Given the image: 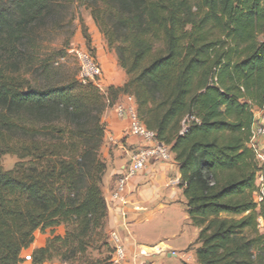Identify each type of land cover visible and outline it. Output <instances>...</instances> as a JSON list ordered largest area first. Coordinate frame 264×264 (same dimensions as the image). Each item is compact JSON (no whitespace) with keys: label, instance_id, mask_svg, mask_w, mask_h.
Wrapping results in <instances>:
<instances>
[{"label":"trees","instance_id":"trees-1","mask_svg":"<svg viewBox=\"0 0 264 264\" xmlns=\"http://www.w3.org/2000/svg\"><path fill=\"white\" fill-rule=\"evenodd\" d=\"M75 3L127 74L107 93L75 76L54 82L39 55L43 30L71 24L63 5ZM120 94L133 95L140 119L172 146L198 229L196 264H264L260 166L248 145L264 102V0H0V158L19 159L9 170L0 163V264H23L35 232L59 225L65 234L34 249L32 264L72 261L96 237L114 252L100 149L103 115Z\"/></svg>","mask_w":264,"mask_h":264},{"label":"crops","instance_id":"crops-1","mask_svg":"<svg viewBox=\"0 0 264 264\" xmlns=\"http://www.w3.org/2000/svg\"><path fill=\"white\" fill-rule=\"evenodd\" d=\"M92 20H87V25L93 38V47L103 62L104 85L107 90L110 86H122L127 80V74L119 65L117 54L107 52V43ZM119 103L137 109L133 95L120 94L114 106L108 107L103 115L105 136L101 157L106 163L102 188L108 208L104 228L107 241L114 250L122 247L131 257L138 256L140 259L143 258L139 255L145 254V250L153 245L164 243L171 249L182 245V263L179 264H196L195 241L181 239L185 220L189 221L188 216L184 217L183 222H177L174 218L177 210L186 208V197L180 186V166L171 145L170 159L151 161L147 168L130 179L128 192L123 194L122 200L113 198L116 179L126 170L132 153L145 144L142 137L126 134L129 117L117 111L115 106ZM257 112L258 109L255 114ZM195 229L196 240L198 229ZM191 245L193 248L188 251ZM42 246L44 245H35L32 252ZM112 264L116 263L112 261Z\"/></svg>","mask_w":264,"mask_h":264},{"label":"built area","instance_id":"built-area-1","mask_svg":"<svg viewBox=\"0 0 264 264\" xmlns=\"http://www.w3.org/2000/svg\"><path fill=\"white\" fill-rule=\"evenodd\" d=\"M74 54L79 65L78 80L83 84L93 83L103 92L104 70L95 52L86 44H82L74 48ZM115 107L121 115L129 117V125L125 130L126 134L140 136L145 143L132 153L126 170L116 179L112 195L115 200H122L123 194L128 192V183L133 176L140 170L147 168L151 161L170 159L172 151L169 144L158 139L156 132L149 129L140 119L135 107L126 106L124 103H119ZM248 145L256 153L260 166V170L256 175L254 201L257 207L264 212V102L254 116L252 135ZM259 222L264 234V218L260 217ZM145 252V254L139 255L143 259L138 256L134 258L122 247H117L112 254V261L116 264H158L154 261L156 256H178L176 250L171 249L164 243L153 245L147 248Z\"/></svg>","mask_w":264,"mask_h":264},{"label":"rangeland","instance_id":"rangeland-1","mask_svg":"<svg viewBox=\"0 0 264 264\" xmlns=\"http://www.w3.org/2000/svg\"><path fill=\"white\" fill-rule=\"evenodd\" d=\"M63 6L66 7L65 15L67 16V20L68 18L72 19V23L62 25L61 27L57 29H50L47 32L43 30L42 32L43 34H41L42 40H40V41H43V43L39 51V55L40 57H44L46 59V62H49L51 67L54 69L52 75H50L54 78L53 79L54 82L60 81V80H63V79H66L72 76L73 77L75 76L76 78L78 77L79 65H78V59L76 55L74 54V48L77 45L85 44V38L83 35V25H82L83 21L89 32V26L87 25V20L93 19L91 16L90 10L85 8L84 6H80L77 3H75L74 5H63ZM58 8L61 9V7H58ZM91 38H92V35H91ZM90 49H92L95 52V54L97 55V57L99 58V61L101 62L103 66V62L101 58L98 56L96 48L93 47V38H92V48ZM108 50H109L107 51L108 53L115 52L109 47H108ZM28 68H29L28 65L23 63V72L26 74V76L30 77L33 81L39 80L38 73L37 72L31 73L32 71L29 70ZM103 70H104V67H103ZM102 84H103L102 86L103 92L106 93L107 89H106V86L104 85V81ZM100 155H101V149H100ZM18 160H19L18 157L14 154H4L0 158V163H1V166L5 170H9L14 167L15 163ZM176 212L177 214H175L174 218H176L177 222L179 221L183 222L184 217L187 218L188 216L186 208L183 210V208L181 207ZM183 229L184 231L181 236V239L182 240L193 239L195 241L196 229L194 226L190 224V222L187 219L185 220ZM64 234H65L64 225H59L54 228H47L44 231L37 230L35 232L34 243L30 247L24 249L21 252L23 264H32V258H31L32 249L33 247H35V245H45L48 239L52 238L53 236L55 235L63 236ZM97 239L98 238L96 237V240ZM96 240L93 241L91 247L87 250L85 255L78 254L76 259L72 261H63L59 256H56L51 261H47L44 264H88L86 263V259H91L89 261H93V262L100 260L104 264H112L111 254L113 253L109 254L110 253L109 248L107 246H103L101 242H98ZM192 248L193 246L191 245L188 248V251ZM181 249H182V245H180V247H178L177 249H173L177 251L178 253L177 257H170L168 255H159V256L154 257V261L157 262L158 264H162L164 262L167 264L182 263L181 262L182 257L180 256Z\"/></svg>","mask_w":264,"mask_h":264}]
</instances>
